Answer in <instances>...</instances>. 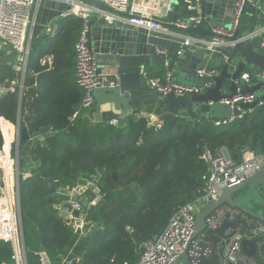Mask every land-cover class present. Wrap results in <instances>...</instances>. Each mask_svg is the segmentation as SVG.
I'll list each match as a JSON object with an SVG mask.
<instances>
[{"label":"trees","instance_id":"obj_1","mask_svg":"<svg viewBox=\"0 0 264 264\" xmlns=\"http://www.w3.org/2000/svg\"><path fill=\"white\" fill-rule=\"evenodd\" d=\"M83 25L74 16L57 19L53 36L32 39L27 59L19 116L29 139L19 143L18 154L21 167L29 159L38 167L19 181L26 264H38L39 252L50 264L67 257L80 258L78 264L134 263L144 243L160 235L172 214L203 188L205 151L215 155L224 149L236 163L244 154L264 158V105L219 126L191 109L169 110L162 100L145 114L139 109L124 118L105 113L97 123L92 108L73 119L83 98L75 77V45ZM43 56H51V64L42 65ZM0 65L1 84L17 78L12 61L0 56ZM19 101L17 93L0 97V119L9 133L17 126ZM112 119L119 120L117 127L109 125ZM3 141L0 128V151ZM94 176L101 200L85 209L86 232L80 236L54 206L67 199L60 190L84 186ZM12 254L11 245L0 241V264H12Z\"/></svg>","mask_w":264,"mask_h":264},{"label":"built area","instance_id":"obj_2","mask_svg":"<svg viewBox=\"0 0 264 264\" xmlns=\"http://www.w3.org/2000/svg\"><path fill=\"white\" fill-rule=\"evenodd\" d=\"M101 2L109 10H97L95 7L82 2L81 0H0V52L10 50L15 62L13 69L18 75L17 78L6 80L0 83V97L6 93H17L19 96L24 90V74L28 63V56L31 50L32 39L35 37V30L38 25L37 19L44 4H55L58 7L59 15L57 19L74 16L84 21L83 29L75 45V77L76 83L83 90V98L79 111L73 116L78 118L80 111L88 112L94 107L95 100L92 95L95 89L105 86V80L98 73V66L94 55L88 47L86 34L89 31L88 23L93 21L98 23L104 21L106 27H116L118 24H125L128 28H145L149 32L161 31L162 19L157 5L153 6L150 0H91ZM251 0H235L230 13L231 27L234 29L242 20L241 12L244 5ZM185 16L176 25L182 29L200 25L204 23L203 7L200 0H183ZM128 15L129 18L123 15ZM54 20V19H53ZM55 20V21H56ZM52 22V20H51ZM49 22L44 26L42 32L45 35L53 36L57 31V23ZM216 37H212L207 43V48L212 51L215 46H222L228 33L223 27L212 29ZM41 32V33H42ZM40 33V34H41ZM260 37V46H264V23L251 33ZM195 40L188 38L181 43V46L191 47V42ZM202 48V46L194 45ZM181 47V48H182ZM264 53V52H263ZM160 54H165L160 51ZM50 60L49 58H47ZM46 59L41 64H44ZM197 78L211 79L214 71L205 69L196 70ZM146 85L151 88L161 98L173 94L176 96H187L194 93H201V90L193 85H184L173 81L171 75L167 74L166 80L152 78L147 73H142ZM260 77L264 79V74ZM241 79L244 83L249 82V74H243ZM210 82H204V90L210 88ZM238 93L231 100H222V104L232 109L234 106L239 115L228 120H214L213 125H225L236 118H241L247 110L239 109V104H251L256 100L254 94ZM258 105H264V100ZM250 111V110H248ZM152 122L156 121L154 116H150ZM109 125L117 127L118 119H112ZM0 128L5 140V125L0 119ZM20 140L19 130L16 128L15 136L11 140L8 152L4 150V141L0 151V241L9 243L13 249L11 256L12 264H26V248L23 242V229L21 210L19 205L20 178H26L28 172L20 166L17 145ZM247 155V154H246ZM244 156L240 163L233 162L226 150L221 149L213 155L205 151L202 159L206 162V176L203 178V188L197 191L194 200L186 203L169 218L167 226L160 233L144 243V250L138 261L134 263L124 262V264H174L173 262L182 253L187 254L190 264H264V223L252 219L247 214L229 205H221L205 218L206 231L198 233L192 239L195 232V218L208 204L216 202L222 190L226 187H233L247 176L253 175L255 171L264 163V158L260 156ZM2 163L4 164L2 166ZM8 177V178H7ZM8 180V181H7ZM9 182L11 192L6 191ZM11 182V183H10ZM97 178L87 181L79 190H88L90 198L87 199V208L94 207L101 200L100 190L96 186ZM65 197L67 198L55 208L63 212L62 216L66 225L74 234L84 235L85 209L81 205V199L74 197L68 187H65ZM70 202L74 210L79 211V218L76 219L71 213L61 209L63 203ZM223 223L231 224L221 234L217 232ZM205 232L215 233L216 236L208 238ZM253 240L255 253L247 256L242 252L241 241ZM38 264H50L49 259L43 252L37 253ZM80 258L67 257L62 264H78Z\"/></svg>","mask_w":264,"mask_h":264},{"label":"water","instance_id":"obj_3","mask_svg":"<svg viewBox=\"0 0 264 264\" xmlns=\"http://www.w3.org/2000/svg\"><path fill=\"white\" fill-rule=\"evenodd\" d=\"M95 7L97 10H109L101 2L81 0ZM235 0H200L203 7L204 23L187 29L176 25L185 16L184 7L179 0H166L164 13L160 14L163 22V30L149 32L145 28H128L125 24L116 27L104 26V21L88 23L89 31L86 34L88 47L98 66L99 75L105 80V86L95 89L92 93L95 100V114L90 117L95 122H101L103 112L124 118L133 115L140 104H149L162 100L164 107L177 111L179 114L192 112L204 115L210 120H228L239 115L234 106L222 104V100H231L239 90L241 94H254L259 89H264V46H260V37L251 35L264 23V0H251L244 5L241 12L242 20L234 29L231 27L229 12L233 9ZM47 6L53 9L49 10ZM55 4L46 3L42 7L37 19L38 25L34 36H38L45 25L59 15ZM129 18L128 15H123ZM253 17L254 20H249ZM244 22L246 25L244 26ZM223 27L228 33L225 44L213 47L212 51L207 48V43L212 37H216L213 28ZM190 38L195 41L191 47H182L183 40ZM194 45L202 46V48ZM182 47V48H181ZM164 51L165 54H160ZM3 52H0V56ZM163 66L171 75L172 80L184 85H193L201 90L187 96L169 95L161 98L155 91L149 96L141 93L145 87V69L149 67ZM205 69L214 71L211 79L197 78L196 70ZM248 70L249 82L246 84L241 79L244 72ZM146 73V72H145ZM210 82V88L204 90V82ZM17 128L19 130L20 142L29 139L27 129L20 127L19 111L21 108L22 94L19 95ZM264 96L256 98L251 104H239L241 110H251L256 107ZM19 144V143H18ZM18 148V145H17ZM237 197L236 193L244 188ZM264 189V163L260 168L247 176L233 187L222 190L216 202L208 204L195 218V232L192 239L198 233L206 231L205 218L219 206L225 204L231 208H237L252 219L264 223V197L260 192ZM264 191V190H263ZM83 209H87V200H81ZM61 209L71 213L76 219L79 211L71 207L70 202L62 205ZM233 225L223 223L217 232L221 234L227 227ZM242 252L247 256L255 253L253 240L241 241ZM174 264H190L187 254L182 253Z\"/></svg>","mask_w":264,"mask_h":264},{"label":"crops","instance_id":"obj_4","mask_svg":"<svg viewBox=\"0 0 264 264\" xmlns=\"http://www.w3.org/2000/svg\"><path fill=\"white\" fill-rule=\"evenodd\" d=\"M164 1H166V0H150V2L151 3H153V6H156L157 5V11L158 12H160V14L162 13H164V11H165V6H163V3H164ZM180 1V0H179ZM47 8L49 9V10H52L53 8L51 7V6H47ZM232 11V10H231ZM231 11L229 12V14L231 13ZM184 13H185V11H184ZM56 19H54V20H52V22L51 23H57V20L55 21ZM249 20H254V18L253 17H248V21ZM246 25V22H244V26ZM43 33V32H42ZM40 35V34H39ZM38 35V36H39ZM42 35V34H41ZM48 36V35H47ZM37 37V36H36ZM36 37H34V38H36ZM186 40V39H185ZM187 40H188V38H187ZM184 41V40H183ZM182 41V42H183ZM2 57H3V59H7V60H9L10 62L12 61V66L13 65H15V60H14V58L15 57H13L14 56V54H12L11 53V51L10 50H5L4 52H3V55H1ZM47 58H49L50 60H48ZM44 59H46V62L45 63H48V64H51V62H52V59H51V56H43V58H41V61H40V63H42L43 62V60ZM44 63V64H45ZM17 64V63H16ZM43 65V64H42ZM145 72L148 74V75H151V76H153V78H156V77H158V78H160L162 81H164V80H166V77H167V74H168V71L165 69V67H163V66H161V65H159V66H156V67H149V68H147V69H145ZM245 74H248V70H246L245 72H244ZM160 74H162V76L160 75ZM153 92V90L151 89V88H149L147 85H146V83H145V87L141 90V93H143V94H145V96H149V95H151V93ZM258 92H260V94L258 95L259 97H262V96H264V89L262 88V89H259L258 90ZM255 95H256V93H255ZM152 103H156V102H150L149 104H140V106H139V110H140V113L141 114H145L144 113V111L146 110V108L147 107H149V106H151V104ZM96 113V110H95V104H94V107H93V113H91V114H95ZM105 113H110V112H103V113H101L102 114V118H101V120L103 119V115L105 114ZM79 114V113H78ZM111 114V113H110ZM135 114V113H134ZM115 116V115H114ZM16 128H17V126H16ZM15 132H16V129H11V132L9 133V131L6 129V127H5V133H4V135H5V140H4V143H6L7 144V139L9 140V145H12L11 144V140L14 138V136H15ZM41 140H43L42 138H41ZM19 143H20V141H19ZM18 147H19V144H18ZM23 168H24V170L26 171V172H28V174H30V173H32L31 171H32V169L33 168H35V167H38V162H35V161H32V160H27L25 163H24V165L22 166ZM77 188H81V186L80 185H76V186H74V187H72V188H69V190L73 193V195H74V197L75 198H77V199H88L86 196L89 194V191L88 190H84V191H81V190H79L78 192V194L76 195L75 193V191H77ZM75 192V193H74ZM57 205H55L54 206V208L56 207ZM56 209V208H55ZM59 211V210H58ZM59 214H60V216H62V214H63V212H61V211H59ZM63 217V216H62Z\"/></svg>","mask_w":264,"mask_h":264},{"label":"rangeland","instance_id":"obj_5","mask_svg":"<svg viewBox=\"0 0 264 264\" xmlns=\"http://www.w3.org/2000/svg\"><path fill=\"white\" fill-rule=\"evenodd\" d=\"M260 94V92H256V95H255V97L256 98H259V95ZM246 154H244V156H245ZM248 155V154H247ZM246 155V156H247ZM244 156H243V158H244ZM249 156V155H248ZM4 164L2 163V166H3ZM96 178H98V176H94V177H92V179H96ZM11 183V182H10ZM7 184H8V187L6 188V191H8V192H10L11 194H12V192H11V187H10V184H9V182H7ZM243 190L244 189H241V190H239L237 193H236V197L239 195V194H241L242 192H243ZM65 190L64 189H62V190H60L58 193H59V196H61L62 198H63V196L65 197ZM63 194V195H62Z\"/></svg>","mask_w":264,"mask_h":264},{"label":"flooded vegetation","instance_id":"obj_6","mask_svg":"<svg viewBox=\"0 0 264 264\" xmlns=\"http://www.w3.org/2000/svg\"><path fill=\"white\" fill-rule=\"evenodd\" d=\"M248 188L246 187V188H244V190H247ZM264 189L262 188V190H261V192H260V194H261V196H263L264 197V191H263Z\"/></svg>","mask_w":264,"mask_h":264},{"label":"bare ground","instance_id":"obj_7","mask_svg":"<svg viewBox=\"0 0 264 264\" xmlns=\"http://www.w3.org/2000/svg\"><path fill=\"white\" fill-rule=\"evenodd\" d=\"M1 66V65H0ZM10 78V77H9Z\"/></svg>","mask_w":264,"mask_h":264}]
</instances>
